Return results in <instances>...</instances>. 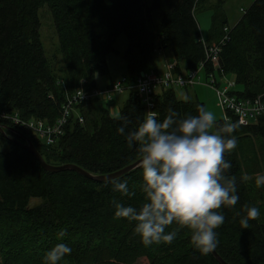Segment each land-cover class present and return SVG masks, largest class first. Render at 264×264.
<instances>
[{
  "label": "trees",
  "instance_id": "16d2710c",
  "mask_svg": "<svg viewBox=\"0 0 264 264\" xmlns=\"http://www.w3.org/2000/svg\"><path fill=\"white\" fill-rule=\"evenodd\" d=\"M223 0H0V116L18 111L23 118L54 123L63 106L76 91L96 90V77L110 74L107 57L118 53L117 39L125 34L129 45L124 56L129 81L149 71L157 72L154 54L169 49L182 73L204 64L210 74L233 75L239 98L264 94V0H255L232 28L221 6ZM218 2V3H217ZM205 6L219 10L213 17L211 38L202 43L196 13ZM48 7L63 56L62 76L54 74L41 40L39 11ZM153 14H159L155 25ZM229 33L219 54V67L206 61V49ZM83 83V84H82ZM152 112L162 120L169 108L181 117L196 115L199 100H180L175 89H160ZM147 112L136 92L129 97L117 117L111 116L100 99L78 105L64 136L45 146L29 132L6 123L0 142L8 147L0 152V264H42L47 250L66 243L72 253L60 264H220L213 253L202 254L191 243V232L176 225L177 238L171 244L146 247L134 232V224L115 218L113 201L139 208L144 202L139 167L117 179H128L132 198L112 190L111 181L101 182L67 170L45 171L40 163L14 139L33 142L44 160L54 166L76 165L93 176L114 174L141 159L117 133L122 118L137 125ZM80 116L83 123H80ZM225 119L219 120L218 126ZM234 133L238 142L262 140L264 117ZM2 123V124H1ZM231 161L229 175L237 179L240 200L234 209L222 207L225 223L217 229L216 252L227 264H264V218L251 221L248 229L239 224L236 213L244 204L264 211L255 200V191L244 175L236 152L225 154ZM33 200L41 203L31 206ZM263 219V220H262ZM64 232L63 237L60 236Z\"/></svg>",
  "mask_w": 264,
  "mask_h": 264
},
{
  "label": "clouds",
  "instance_id": "9594fccd",
  "mask_svg": "<svg viewBox=\"0 0 264 264\" xmlns=\"http://www.w3.org/2000/svg\"><path fill=\"white\" fill-rule=\"evenodd\" d=\"M239 125L225 119L217 122L215 113L204 106L196 115L181 117L173 108L162 120L148 111L133 125L128 117L122 118L117 133L124 137L129 148L140 153L144 202L139 208L113 201L115 218L134 224V232L141 243L171 244L178 236L176 230L166 231L173 225L191 232L193 247L202 254L214 251L218 245V232L225 223L222 207L234 209L240 200L237 179L229 175L231 161L225 154L237 148L234 134ZM242 180H250L247 175ZM257 188L264 187V174L254 177ZM112 190L121 197L132 198L128 179L111 181ZM239 224L248 229L261 212L255 206L244 204L236 213ZM65 233L62 231L60 236ZM72 253L66 243H57L47 250L42 264H60Z\"/></svg>",
  "mask_w": 264,
  "mask_h": 264
},
{
  "label": "rangeland",
  "instance_id": "374dc122",
  "mask_svg": "<svg viewBox=\"0 0 264 264\" xmlns=\"http://www.w3.org/2000/svg\"><path fill=\"white\" fill-rule=\"evenodd\" d=\"M148 5L151 4L152 0H145ZM255 0H223V3L219 1L217 6H221L220 14L225 16L228 21V26L233 28L242 18L244 11L248 10ZM214 7L205 6L204 10H199L196 13V18L200 26L201 35L203 42H208L211 38V28L213 17L216 15ZM39 19L41 22V40L46 52V57L48 58L51 68L54 74L62 76V70L64 68L63 56L59 50V38L56 31L55 25L53 23V18L48 7H44L39 11ZM153 21L155 25L159 23V14H153ZM129 41L125 34H122L116 41L115 49L118 53L109 54L107 57V62L110 70V74L107 76H97L96 85L97 90L104 91L108 89L111 84L121 81L128 77L127 63L124 56L126 49L128 48ZM165 52L156 51L154 54L156 58V64L158 68L164 69V64L166 62H173L174 57L169 49L163 50ZM201 83L195 86V88L190 89H175L176 96L180 100H199L204 103L207 110L215 113L217 121L225 118V113L219 105L217 95L214 90L208 86H203L206 83V77L203 73L200 75ZM216 78L220 82V75L217 74ZM230 82L234 84L233 91H239L240 87L236 84L235 76L228 74L226 76V81L224 84ZM130 92L125 91L122 94L113 95V99L109 101H104V105L108 109L111 116L117 117L120 115V110L123 104L129 97ZM102 99H104L102 97ZM262 140L256 139L251 141H240L238 142L237 148L235 149L236 157L240 161L244 175L252 177L248 180L253 186L255 191V200L258 205H263L264 207V187L257 188L255 186L254 177L257 173L264 174V150L261 148ZM8 147L0 142V152H5ZM41 202L38 200H33L31 206H37ZM261 218H264V211H261ZM263 220V219H262Z\"/></svg>",
  "mask_w": 264,
  "mask_h": 264
},
{
  "label": "built area",
  "instance_id": "2783aa9c",
  "mask_svg": "<svg viewBox=\"0 0 264 264\" xmlns=\"http://www.w3.org/2000/svg\"><path fill=\"white\" fill-rule=\"evenodd\" d=\"M229 31V28L225 27L223 29L224 38H222L219 44L209 46L206 49V61H209L215 70L219 67V54L226 39H228L227 35ZM203 43L206 44V42ZM177 65V62L169 64L166 67L165 73L146 72L140 78L138 77L134 83L130 82L127 77L126 79L117 81L104 91H87L81 86L68 99L67 103L63 106L60 117L54 123L40 119H26L18 111H4L3 115L0 116V121L3 119L6 123L29 132L34 137V140L45 146H54L64 136L78 105H83L86 102L97 99H100L104 104L103 100H112L113 95L132 91L137 93V96L141 99L148 112L153 111L155 106L154 98L160 89H194L196 85L201 83L200 75L205 72L204 64H201L197 70L186 73L178 72ZM223 81H226L225 74L220 76V82H218L215 74H210L205 85L217 92L219 105L225 113L224 119L231 120L232 118H236L240 125L247 126L264 117V94L252 98H239L233 91L235 85L230 82L224 84ZM80 123H83L81 117Z\"/></svg>",
  "mask_w": 264,
  "mask_h": 264
},
{
  "label": "water",
  "instance_id": "95a60500",
  "mask_svg": "<svg viewBox=\"0 0 264 264\" xmlns=\"http://www.w3.org/2000/svg\"><path fill=\"white\" fill-rule=\"evenodd\" d=\"M10 129H7L3 126L0 125V132L3 133L4 135H6V132L9 131ZM23 140L25 141V143H23L22 141L20 140H16L14 139L15 143L17 145H20L22 146L26 151H28L39 163L41 166H43L42 168L49 172L50 173H59V172H63V171H67V170H71V171H75L77 173H80L82 174L83 176L87 177V178H90V179H93V180H97V181H101V182H106V181H112L114 179H117L137 168H139L140 166V160L137 161L136 163H134L133 165H130L129 167L117 172L114 173V174H111V175H106V176H93L91 174H89L88 172L84 171L82 168L76 166V165H72V164H69V165H63V166H54V165H51V164H48L43 156L41 155V153L38 151V149L35 147V145L33 144L32 141H30L28 138H24L23 137ZM211 253H213L212 255L215 257V259L220 263V264H227L219 255L218 253L216 252V250L212 251Z\"/></svg>",
  "mask_w": 264,
  "mask_h": 264
},
{
  "label": "crops",
  "instance_id": "0c3cea01",
  "mask_svg": "<svg viewBox=\"0 0 264 264\" xmlns=\"http://www.w3.org/2000/svg\"><path fill=\"white\" fill-rule=\"evenodd\" d=\"M163 50H166V49H160V48H158L156 51H159V52H165V51H163ZM155 61H156V58H155ZM173 62H175V60L173 61ZM173 62H166L165 64H164V69L162 70V69H160V68H158V66H157V64H156V66H157V72L158 73H165L166 72V70H167V68L166 67H168L169 66V64H171V63H173ZM181 69H182V73H186L187 71H186V69H185V65L184 64H181ZM227 76V75H226ZM207 80V79H206ZM203 86H206L205 85V83L204 84H202ZM96 90H97V88H96ZM197 100V99H196Z\"/></svg>",
  "mask_w": 264,
  "mask_h": 264
},
{
  "label": "bare ground",
  "instance_id": "6f19581e",
  "mask_svg": "<svg viewBox=\"0 0 264 264\" xmlns=\"http://www.w3.org/2000/svg\"><path fill=\"white\" fill-rule=\"evenodd\" d=\"M203 43V42H202ZM113 84H111V86H112ZM110 87V86H109ZM107 89V88H106ZM104 98V97H103ZM258 121V120H257ZM7 133V132H6Z\"/></svg>",
  "mask_w": 264,
  "mask_h": 264
}]
</instances>
